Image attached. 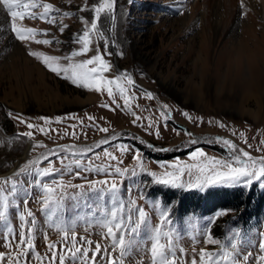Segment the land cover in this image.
Segmentation results:
<instances>
[{"label":"rangeland","instance_id":"rangeland-1","mask_svg":"<svg viewBox=\"0 0 264 264\" xmlns=\"http://www.w3.org/2000/svg\"><path fill=\"white\" fill-rule=\"evenodd\" d=\"M37 2L59 11L51 13L55 23L18 19V25L38 30L27 41L14 38L10 17L0 7V126L9 136L0 138V155L19 154L29 138V154L16 168L34 162L25 173L0 176V264H151L154 228H160L161 242L169 255L175 253L176 264H192L193 258L206 264L202 249L219 254L215 264H261L264 206L243 220L236 219L237 211L223 208L180 214L178 196L172 193L193 191L205 197L215 189L241 188L260 199V182L248 188H188L196 182L193 169L180 177L185 186L174 188L156 183L151 173L163 178L174 171L173 164L197 163L189 155L197 148L208 158L229 159L233 150L225 139L253 157L264 156V61L253 57L257 52L264 56V0H242L243 6L241 0H116L115 22L112 15H102L97 31H91L92 8L100 0ZM85 30L91 32L92 51L58 63L89 59L98 48L110 64L105 77L127 70L120 80L123 94L115 85L113 96L106 89L74 85L30 54L69 57L82 47L78 36ZM44 39L53 43L35 42ZM108 139L102 147L91 146ZM44 168L54 171L40 177ZM44 184L55 190L47 205ZM138 208L146 213L138 234L116 229L121 219L125 229L130 226L129 215L137 221ZM162 211L170 216L161 225ZM21 223L31 249L19 244ZM108 227L117 239L121 231L126 241L132 239L131 254L120 255ZM209 235L215 243L208 242Z\"/></svg>","mask_w":264,"mask_h":264},{"label":"snow or ice","instance_id":"snow-or-ice-1","mask_svg":"<svg viewBox=\"0 0 264 264\" xmlns=\"http://www.w3.org/2000/svg\"><path fill=\"white\" fill-rule=\"evenodd\" d=\"M131 2V0H129ZM115 4L116 0H100L96 5H93L94 19L91 23V31L98 30V23L102 15H112L113 22H115ZM241 5L243 6L242 0ZM0 7L6 10L8 16L10 17V31L14 34V38L19 41H27L30 38H34L38 34V30L30 27H22L17 24V20L23 21L26 17L30 19H42L46 20L48 23H55L54 19H51V13L54 11H59L55 9L54 5L51 3H38L37 0H0ZM43 7V13H38L35 11H29V9H37ZM87 7V6H86ZM84 10V9H81ZM64 15H70V13H64ZM84 19V18H82ZM67 25H64L60 28V31L63 32ZM42 35H47V32L39 33ZM91 32L85 30L82 35L78 36V42L82 45L79 51H73L69 57H58V56H48L43 53L31 52L33 56H38L42 58L43 63L57 75L63 74V78L70 80L74 85L84 87L86 89L95 90L97 92H103L107 90L109 96H113V86L119 88L120 92L123 94L125 88L120 84L121 76H127V70L124 71L121 75L116 76L115 78H107L103 74L104 72L110 69V64L107 60L103 58V55L99 52V49H96V54L92 55L89 59L80 60L78 63H69L66 66L59 64L58 62L61 59L71 60L72 57L79 55L87 54L92 51L91 44ZM36 43L39 44H51L52 40H36ZM107 47V44H106ZM122 55V53H121ZM91 65V67H90ZM132 82V81H129ZM151 96V93L148 94ZM107 107V105H105ZM187 116V113H184ZM191 119V117H188ZM48 119V118H41ZM59 120V118H57ZM27 123L26 121H22ZM224 125L221 124V127ZM27 127L33 128L34 125L27 124ZM41 132H44L43 128L39 129ZM101 131L107 132V128L100 129ZM191 135V133H187ZM25 135H30L26 133ZM158 135V133H157ZM191 143H196V141H191ZM223 143L229 146L233 151L229 159L221 160L215 157L208 158L203 149L197 148L190 152V159L192 161H197L195 164H186L181 165L179 163L171 165L174 171H168L163 173V178L157 176L155 172L151 173V176L155 179V182L158 184L168 185L174 188H181L185 185L180 182V177L184 175L185 172L192 174L193 169L197 173L196 182L189 183L188 188H203L205 186H243L245 188L251 187L254 183L260 182V186L264 188V156L253 157L249 152L242 149L237 150L236 145L231 140H223ZM43 147V145H39ZM167 150V149H165ZM46 158V157H45ZM137 159L139 157L137 156ZM33 161H28L24 167L19 170V173H25L28 169V165H32ZM54 171V170H51ZM51 171L49 168H44L42 172L39 173L40 177L50 175ZM121 169L117 168L116 173H120ZM18 173V174H19ZM102 183L107 184L108 181H103ZM116 182L113 181L111 184V189L113 192L116 190ZM44 191L48 194L47 197L43 200V203L47 205L49 200L52 199V193L54 189L48 184L43 185ZM12 195L15 196L17 191V184L15 181L11 185ZM5 208L7 207V200L5 198ZM27 203V200H25ZM121 208L124 205L120 206ZM138 217L139 219L135 222L131 221V216H128L129 227L125 229V221L121 219L120 223L115 225L116 229H124L132 236H135L139 233L142 225L146 224V213L143 209L138 208ZM27 215L29 217L33 216L31 211H28ZM112 217L115 218L117 212L114 210L111 213ZM170 216V212L162 211L161 213V225L163 222ZM21 221H24V216H20ZM24 224L21 223V232L19 244L22 246H27L29 249L32 248L30 240L26 237L24 231ZM31 231V229H29ZM108 235L113 239L114 247L118 246L120 249V255L124 256L125 252L131 254V249L133 247L132 239L126 241L124 231H121L119 238L117 239L116 233L113 231L112 227L107 228ZM153 242L150 247L151 254V264H176L175 253L169 255L167 245L161 242V230L160 228H154V234L152 236ZM171 238L169 237V243ZM209 243H215V240L209 235ZM88 243H92L88 241ZM10 246V245H9ZM49 247H53L49 245ZM235 247V245H234ZM262 251H264V245L261 246ZM101 251L100 245L96 244V252ZM87 255V253H83ZM201 260L204 261L207 258L206 264H215V258L218 256V253H210L206 250H201ZM4 259V254L0 253V260ZM18 259V257H17ZM55 259V256H53ZM243 259H247V256H244ZM257 259L264 264V256L257 257ZM115 264V261H113ZM192 264H196L195 258H193Z\"/></svg>","mask_w":264,"mask_h":264},{"label":"trees","instance_id":"trees-1","mask_svg":"<svg viewBox=\"0 0 264 264\" xmlns=\"http://www.w3.org/2000/svg\"><path fill=\"white\" fill-rule=\"evenodd\" d=\"M178 196V212L185 214L188 212L211 213L217 208L237 211V220L258 215L264 206V195L258 199L254 191L246 193L241 188L234 189H215L210 191L207 196L193 191L173 192ZM166 194V193H165ZM254 202V209L251 206ZM252 204V205H251ZM250 215V216H249Z\"/></svg>","mask_w":264,"mask_h":264},{"label":"bare ground","instance_id":"bare-ground-1","mask_svg":"<svg viewBox=\"0 0 264 264\" xmlns=\"http://www.w3.org/2000/svg\"><path fill=\"white\" fill-rule=\"evenodd\" d=\"M229 1V0H228ZM231 1V0H230ZM231 3H234V2H231ZM264 7V6H263ZM218 8V7H216ZM231 11V10H230ZM229 11V12H230ZM231 14V13H230ZM229 14V15H230ZM224 16V15H223ZM227 17V16H226ZM226 19V18H225ZM224 19L222 18L221 21H223ZM219 22V21H218ZM219 24V23H218ZM229 24V22H228ZM226 25V24H225ZM230 25V24H229ZM232 26V25H231ZM213 28V27H212ZM216 28V27H215ZM212 31V30H211ZM224 32V31H222ZM208 33V32H206ZM261 47H256V50H260ZM263 49V48H262ZM259 52H257L258 54ZM257 54H253V57L255 60H262L264 61V56H259ZM207 58V57H206ZM205 58V59H206ZM25 59H27L25 57ZM207 60V59H206ZM39 69V71L41 70L40 66L37 67ZM42 72V71H41ZM0 138H3V139H6V140H9V136L6 134V132L4 131V129L0 126ZM6 144H9L8 142H6ZM30 146H31V141L29 138L26 139V143H25V146L23 147L22 151L19 153V154H13L11 156L13 157H9V158H4V155H8L7 153L5 154H2L0 155V176H5V175H9L10 173H13L16 171V167L17 165H19V163L22 162V160H24L28 154H29V150H30ZM7 147V146H6ZM1 151V150H0ZM2 152V151H1ZM9 156V155H8ZM4 165V166H2Z\"/></svg>","mask_w":264,"mask_h":264},{"label":"water","instance_id":"water-1","mask_svg":"<svg viewBox=\"0 0 264 264\" xmlns=\"http://www.w3.org/2000/svg\"><path fill=\"white\" fill-rule=\"evenodd\" d=\"M111 141V139H108V140H106L105 142H101V143H91L92 145H94V146H103V145H105V144H107L108 142H110ZM82 145H88L87 143H85V144H82ZM82 145H80L79 147H81ZM73 147H77V146H73ZM19 169H17L15 172H17ZM14 173V172H13ZM11 174V173H10Z\"/></svg>","mask_w":264,"mask_h":264}]
</instances>
